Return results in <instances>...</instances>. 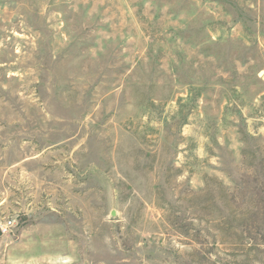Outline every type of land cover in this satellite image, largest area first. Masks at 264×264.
<instances>
[{"label":"rangeland","instance_id":"obj_1","mask_svg":"<svg viewBox=\"0 0 264 264\" xmlns=\"http://www.w3.org/2000/svg\"><path fill=\"white\" fill-rule=\"evenodd\" d=\"M0 264H264V0H0Z\"/></svg>","mask_w":264,"mask_h":264},{"label":"built area","instance_id":"obj_2","mask_svg":"<svg viewBox=\"0 0 264 264\" xmlns=\"http://www.w3.org/2000/svg\"><path fill=\"white\" fill-rule=\"evenodd\" d=\"M12 224H13V220H12V219H8V220L5 222V224H2V225H1V230H2L3 232H6Z\"/></svg>","mask_w":264,"mask_h":264}]
</instances>
